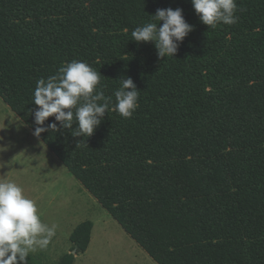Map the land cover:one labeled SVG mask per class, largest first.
Wrapping results in <instances>:
<instances>
[{"label": "trees", "instance_id": "16d2710c", "mask_svg": "<svg viewBox=\"0 0 264 264\" xmlns=\"http://www.w3.org/2000/svg\"><path fill=\"white\" fill-rule=\"evenodd\" d=\"M236 3L237 23L213 28L191 0H0V99L34 133L39 78L73 59L100 73L113 104L93 134L52 116L36 137L156 264H264V0ZM168 8L193 30L159 58L131 32ZM129 77L126 119L113 93ZM92 229L55 264H75Z\"/></svg>", "mask_w": 264, "mask_h": 264}, {"label": "clouds", "instance_id": "9594fccd", "mask_svg": "<svg viewBox=\"0 0 264 264\" xmlns=\"http://www.w3.org/2000/svg\"><path fill=\"white\" fill-rule=\"evenodd\" d=\"M191 3L200 21L210 27L238 21L236 0H191ZM151 17L152 21L131 32L133 40L154 42L159 58L174 57L192 26L185 21L180 8L157 9ZM161 21L162 26L158 27ZM100 78L99 72L78 59L65 62L54 75L39 78L32 93V103L38 106L34 111L38 126L33 134L39 137L45 131H57V123L41 126L54 116L63 129H72L73 123L77 124L73 136L90 137L113 104L112 97L104 95ZM113 95L114 110L123 118H131L139 100L134 81L130 77L122 79ZM57 227L42 221L36 200L27 196L22 186L0 179V264H27L30 253L50 245Z\"/></svg>", "mask_w": 264, "mask_h": 264}, {"label": "rangeland", "instance_id": "374dc122", "mask_svg": "<svg viewBox=\"0 0 264 264\" xmlns=\"http://www.w3.org/2000/svg\"><path fill=\"white\" fill-rule=\"evenodd\" d=\"M0 179L22 186L36 200L42 221L58 226L46 249L30 253L44 264L71 251L70 234L85 221L93 223L91 241L75 264H156L1 99Z\"/></svg>", "mask_w": 264, "mask_h": 264}]
</instances>
